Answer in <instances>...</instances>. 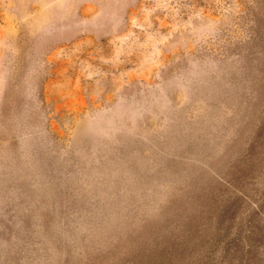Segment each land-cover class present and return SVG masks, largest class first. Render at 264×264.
Returning <instances> with one entry per match:
<instances>
[{
  "label": "rangeland",
  "instance_id": "rangeland-1",
  "mask_svg": "<svg viewBox=\"0 0 264 264\" xmlns=\"http://www.w3.org/2000/svg\"><path fill=\"white\" fill-rule=\"evenodd\" d=\"M0 264H264V0H0Z\"/></svg>",
  "mask_w": 264,
  "mask_h": 264
}]
</instances>
